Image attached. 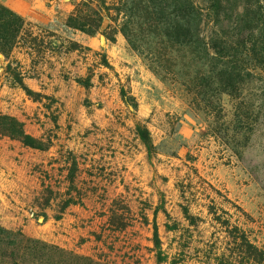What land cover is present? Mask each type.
I'll use <instances>...</instances> for the list:
<instances>
[{
  "label": "rangeland",
  "instance_id": "374dc122",
  "mask_svg": "<svg viewBox=\"0 0 264 264\" xmlns=\"http://www.w3.org/2000/svg\"><path fill=\"white\" fill-rule=\"evenodd\" d=\"M83 1L0 0L38 36H24L28 43L1 58L0 113L48 145L40 151L0 135V227L46 245L52 264L75 256L100 264H264L241 247L245 235L264 252V65L240 48L264 43V0H188L203 13L202 37L227 54L206 61L214 50L201 53L195 64L192 51L177 52L169 78L131 49L116 11L104 22L110 40L69 30ZM54 41L65 43L63 52L53 51ZM71 41L91 50L67 52ZM9 63L26 73L33 95L14 83ZM223 68L244 70L236 76L240 95L216 96L205 80L219 109L210 111L189 77ZM72 198L80 203L61 212Z\"/></svg>",
  "mask_w": 264,
  "mask_h": 264
},
{
  "label": "trees",
  "instance_id": "16d2710c",
  "mask_svg": "<svg viewBox=\"0 0 264 264\" xmlns=\"http://www.w3.org/2000/svg\"><path fill=\"white\" fill-rule=\"evenodd\" d=\"M112 11H116L119 16L124 15L125 19L120 32L128 40L131 49L148 60L152 71L163 78L177 74L178 62L175 53L185 49L192 51L191 60L193 63L196 62L195 64L204 60L200 55L201 53L206 55L211 50H214V55L209 56L211 58H207L206 61H222L226 58L225 48L219 49L218 46L212 45L211 42L202 37L203 13L188 0H116L112 5H108L107 0H85L69 16L65 26L69 30L78 31L91 37L102 32L104 37L110 40L106 31L112 28V25L104 29V22L107 17L114 20L111 15ZM248 13L250 14L251 10ZM134 20L142 23L138 25ZM31 28H34L31 22L0 3V62L2 57L9 59L14 50L23 46L22 40H25L26 43L29 42L24 36L31 38L34 42L38 41V36H35ZM70 44L67 52L91 50L74 41H71ZM50 47L53 51L63 52L65 43L54 41L51 42ZM240 48H243L245 52L248 51L258 63L264 65V43H252L250 47L248 43H244ZM209 53L211 54V52ZM104 62L107 64L106 59ZM7 71L11 73L15 84L23 87L29 95L34 94L25 86L26 73L23 70L17 69V67L13 68V65L9 63ZM231 71L230 68H223L216 69L213 72V77L203 75L197 78L189 77L190 84L194 86L192 90L201 96L199 102H204L210 111H218L219 109L213 107L215 97L208 98L209 92L203 85L204 81L213 82L211 85H215L216 96L228 94L232 97H238L240 88L236 76L239 78L243 76L244 70L237 68V71H240L238 75ZM90 78H81L78 82L89 86ZM208 88L214 87L208 86ZM122 99L132 108H137L135 99L129 97L125 91H122ZM0 135L17 139L26 147L40 151L46 150L48 146L28 135L23 123L18 119L2 113H0ZM74 180L75 171L71 169L69 181L72 187ZM78 203L80 202L73 198L65 201L61 212ZM241 238V247L251 256L263 262L264 252L254 247L245 235H242ZM48 249L46 245L27 238L21 232L0 227V264H52ZM59 262L60 264H100L91 259L76 256L59 259Z\"/></svg>",
  "mask_w": 264,
  "mask_h": 264
},
{
  "label": "crops",
  "instance_id": "0c3cea01",
  "mask_svg": "<svg viewBox=\"0 0 264 264\" xmlns=\"http://www.w3.org/2000/svg\"><path fill=\"white\" fill-rule=\"evenodd\" d=\"M11 9V8H10ZM14 11V10H13ZM16 12V11H15ZM17 13V12H16Z\"/></svg>",
  "mask_w": 264,
  "mask_h": 264
}]
</instances>
